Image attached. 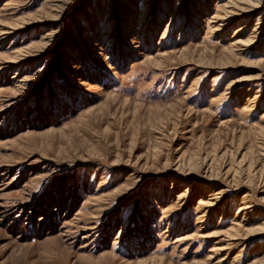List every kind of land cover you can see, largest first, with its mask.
Returning a JSON list of instances; mask_svg holds the SVG:
<instances>
[{"label":"rangeland","instance_id":"obj_1","mask_svg":"<svg viewBox=\"0 0 264 264\" xmlns=\"http://www.w3.org/2000/svg\"><path fill=\"white\" fill-rule=\"evenodd\" d=\"M0 264H264V0H0Z\"/></svg>","mask_w":264,"mask_h":264}]
</instances>
